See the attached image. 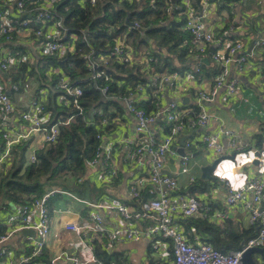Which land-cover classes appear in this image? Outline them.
Returning a JSON list of instances; mask_svg holds the SVG:
<instances>
[{
  "label": "built area",
  "instance_id": "obj_1",
  "mask_svg": "<svg viewBox=\"0 0 264 264\" xmlns=\"http://www.w3.org/2000/svg\"><path fill=\"white\" fill-rule=\"evenodd\" d=\"M62 1L64 0H0V171L4 166H9L15 146L28 143L39 134L41 139L33 146L28 160L36 163L37 152L57 144L62 137V128L70 127L78 117L85 114L83 89L74 84L62 67L50 70L48 83L51 87V77H58V103L65 110L71 111L66 116L59 115L53 123V113L48 110L47 99L50 87L44 86L36 91L28 109L19 115L9 94L11 88H17L10 87L5 76L17 74L20 66L27 63L33 65L43 57L56 56L65 62L64 58L68 54H75L80 37L72 33L70 28L64 27V18L57 11ZM91 3L96 4L97 0H91ZM166 5L165 14L170 19L177 20V23H183L181 29L189 33V40H185L182 45L189 48L191 58V66L185 73L152 71L150 64L154 62V57L144 50L134 51L126 35L119 36L109 54L102 55L99 59L102 66L109 65L113 60L131 67L136 63L146 67L147 73H142L147 74L149 84L138 86L128 96L126 93L109 96V85L97 87L103 99L118 101L128 119L134 121L133 135L124 136L119 142L109 143L111 133L99 134L97 138L101 141L100 146L87 166L97 173L102 184L108 186L120 173L114 149L116 146L124 148L122 160L131 171L129 193L140 203V208L130 209L114 197L106 196L98 202H92L65 190L54 189L23 207L19 223L0 238V264H28L32 259L42 257L49 247L52 232L50 200L56 195H69L92 209L90 222L66 225V229L78 235L82 242L93 235H104L112 243L146 238L154 253L160 256L164 253L162 241L172 240V264H243V254L247 250L264 249L262 179H254L240 187L226 183V204L234 207L243 205L251 224L259 226L258 235L249 240L240 251L222 253L210 244L191 242L173 224L174 219L198 214L201 204L196 196L178 192V179L165 173L168 159L179 157V174L187 175L190 173L191 160L188 152L201 150L208 158H219L225 154L219 135L210 132L211 123L217 118L209 111L208 106L215 103L222 93L225 101L240 94V76L250 67V54L246 52L242 40L233 39V26L223 25L219 31L213 28L212 15L220 7L215 0H200L199 7L194 6L193 0H166ZM239 5H230L232 16ZM174 12L179 14L173 16ZM168 23L166 20L160 22L161 25ZM133 27L139 29L140 25L133 23ZM82 38L85 41L86 36ZM257 45L264 51V38ZM211 48H214L213 52H210ZM83 58L87 62L90 79L97 83L103 75L98 71V64L91 54L84 55ZM206 59L217 69L215 77L206 76ZM144 101L154 102V106L141 107L139 102ZM97 114L100 127L111 132L124 122L120 109H112L109 114L113 115L106 116L102 110H98ZM27 125L29 129L26 128ZM190 132L193 135L190 136ZM221 134L225 137L232 136V132L226 129H222ZM183 136H187V140L184 146H180ZM235 140L232 138V146H236ZM105 141H108L107 144ZM181 148L184 149V155L178 153ZM250 154L251 152L246 155ZM145 193L151 196L147 201H144ZM102 210L116 211L126 222L156 219V223L145 230L133 225L108 229L100 215ZM207 211L205 217L208 216ZM24 230L36 233L35 237L27 235L22 238L23 243H27L26 246L32 249V253L17 257L7 244L17 234L22 236ZM65 256L74 264H82L78 258L67 253L52 258L51 264L61 263ZM90 264L103 263L92 257Z\"/></svg>",
  "mask_w": 264,
  "mask_h": 264
},
{
  "label": "trees",
  "instance_id": "obj_2",
  "mask_svg": "<svg viewBox=\"0 0 264 264\" xmlns=\"http://www.w3.org/2000/svg\"><path fill=\"white\" fill-rule=\"evenodd\" d=\"M193 1L194 6L200 4V0ZM215 1L220 6V10L230 12V5L241 4L244 0ZM166 6V0H97L96 4H92L91 0H64L57 7L58 13L64 18V27L70 28L72 33H76L80 37L76 43L77 51L75 54H68L64 58L65 62L57 59L56 56L43 57L39 63L31 66L30 74L36 81L42 83L41 88H43V83L45 84V81L49 80L47 75L50 70L53 67H62L74 84L83 89L82 103L85 114L78 117L70 127L62 128V137L57 144L49 149L39 150L36 163H31L27 159L28 143L13 148L9 166H4L0 171V238L8 234L9 230L19 223L18 221L12 227L7 226L4 222L5 214L13 213L15 210L20 213L23 207L54 189L65 190L80 198L90 197L95 202L100 198L97 194L107 195L106 192L110 185H102L101 191H98L93 184L89 187V181L80 182L82 178L86 177L88 163L93 159L100 146L101 141L97 136L111 133V130L100 127L98 110L103 109L107 116L110 108L118 107L123 113L119 102L108 98L103 99L97 87L103 88L109 85V96L114 97V95L125 93L128 96L131 92H135L138 86L148 85L149 80L144 64L136 63L131 67L112 60L109 65L102 66L99 59L102 55L109 54L119 36L126 35L128 43L134 51L137 52L143 48L142 50L150 52L154 57V62L150 64L152 71L168 74L185 73L191 66V58L189 48L182 47V45L185 40H189V33L181 29L183 23H177V20H172L165 14ZM178 14L179 12H174L173 16ZM162 20L169 21V23L161 25ZM130 23H138L140 28H134ZM85 36L84 41L82 37ZM87 54L92 55L93 60L98 64V71L103 74L97 83L90 79L87 62L83 58ZM209 67L205 64L206 76L215 77L217 69L213 67L209 72ZM142 71L146 73H142ZM13 79L20 82L24 78L19 74L16 77L13 76ZM51 79V93L47 99L48 110L53 113L51 121L53 123L56 117L66 116L71 110H65L59 105L60 91L56 87L58 77L53 76ZM14 90L16 89L11 88V95L15 93ZM153 104L154 102L150 101L139 102L141 107H152ZM121 177L123 178V175H119V178ZM119 178L114 179L115 186L120 183ZM206 183L200 181V184ZM197 189V186H193L189 189V194L194 195ZM150 198L151 196L145 193L144 201ZM130 203L134 209H139L141 206L136 201ZM188 222L189 224L186 226L188 231L195 226L203 233L201 227L207 226L201 219H189ZM256 234L254 230H251V235L246 241L243 240V237H238L237 234L230 235L231 237L220 241V243L217 242V239L214 240L215 243L212 239L200 241L210 244L216 250H220V246H227L226 251L223 252L230 253V251H240L249 240L256 237ZM18 236L21 235L17 234L15 237ZM20 238L17 240L20 244H7L9 250L14 251L16 255H20V251H24L23 254L32 253V249L30 250V247L25 243H21ZM21 245L25 246L22 250H20ZM106 245V237L98 235L94 252L99 261L103 264L124 262L120 261L117 254H111L106 249ZM37 262L51 264L47 251L42 257L34 258L28 264Z\"/></svg>",
  "mask_w": 264,
  "mask_h": 264
},
{
  "label": "crops",
  "instance_id": "obj_3",
  "mask_svg": "<svg viewBox=\"0 0 264 264\" xmlns=\"http://www.w3.org/2000/svg\"><path fill=\"white\" fill-rule=\"evenodd\" d=\"M212 25L215 31H219L223 25L233 26V39H240L245 43L246 52L250 54V67L240 76L242 89L236 98L225 101L224 93H222L215 103L208 106L209 111L217 118L212 121L210 132L219 135L221 143L225 148V154L222 158L219 157L221 160L214 169L212 174L213 178L211 180L202 179L201 168L213 163L218 158H208L204 154V151L196 150L188 152L191 154V159H194L192 174H179V157L173 156L168 159L165 173L178 179L180 188L178 192L183 195L189 194V189L197 186L198 189L195 190L196 193L194 196L200 200L201 204V211L198 214L189 218L174 219L173 224L183 231L186 238L191 242L202 239L210 241L212 239L213 243H215L214 240L217 239V242L220 243V241L231 237L230 235L232 234H237L238 237H243V240L246 241L251 235V230L257 233L256 236L258 235L259 226L251 224L250 216L243 205L234 207L226 204L225 188L228 182L234 187H240L254 179L264 180V51L257 45V42L264 38V0H244L237 7L234 16L228 10H220L218 8L212 15ZM39 61L40 59L36 62L39 63ZM207 65L210 66L209 72H211L213 68L211 65L213 64L210 65L208 63ZM31 66V63L24 64L19 67L17 74L5 75L7 81H12V85H15L17 88L14 90L15 93L13 95L10 94V91L9 94L13 98L19 115L28 109L33 96L42 85L40 81H36L31 76ZM19 74L24 79L23 81L17 82L13 79V76L16 77ZM26 78H28L29 82L24 84ZM43 86L50 87L48 80L45 81V84L43 83ZM50 90L51 87L48 89L49 93ZM112 109L120 108L112 107L109 113ZM100 110L103 111V109ZM120 116L124 122L119 127L113 129L108 138L109 143L119 142L124 136L133 135L134 121L128 119V116L124 112ZM26 128L29 129V126L27 125ZM222 129L231 131L232 136H223L221 134ZM189 134L190 136L193 135L192 132ZM232 138L236 139V146L231 145ZM40 139V135L38 134L28 142V160L33 146ZM107 142L105 141V144ZM123 150L124 148L120 146H116L114 149V158L118 163L119 175H123V178H119L118 176L120 183L116 186L113 183L110 186L108 185L109 188L106 193L111 197L120 199L130 209H134L130 206V202L135 200L130 195L128 188L131 171L122 160L121 153H124ZM249 152L251 154L246 155ZM256 152L262 154L261 159L256 158ZM257 160L260 161V164L256 163ZM192 178H194L193 182L191 181ZM81 180H83L82 182H85V180L89 181V187L93 184L95 185L94 188L98 191H101L102 185H104L101 183L97 173L91 169H88L86 177ZM200 181L207 183L200 184ZM103 194H97L100 197L97 202L107 196ZM77 197L80 198L79 196ZM82 199L95 202L86 196ZM49 207L52 227L49 247L46 250L49 255V260L51 261L52 258L67 253L69 256L78 258L82 264H90L92 257H96L94 247L96 237L98 236L93 235L85 242H82L78 235L66 229V225L68 223L83 224L90 222L92 209L69 195H57L53 197L50 200ZM208 208L209 210L207 211ZM206 211L207 217H205ZM100 215L108 229L117 227L126 228L133 225L145 230L149 225H155L156 223V219L145 222H136L134 220L126 222L116 211L102 210L100 211ZM20 218L19 211L15 210L13 213L5 214L4 222L7 226L12 227L14 223L20 221ZM189 219L203 220L207 224V226L201 227L203 228V233L195 226L188 231L186 226L189 224ZM19 238L21 243H23L22 236H18L10 240L8 244H20L17 241ZM106 240V249L111 254H117L120 261L123 260L125 264H172V240L162 241L164 244V253L160 256L154 253L151 243L146 238L127 243H112L107 238ZM23 248L25 246L21 245L20 250ZM226 248L227 246H220V250L218 251L224 253L223 251H226ZM12 252L15 254L14 251ZM20 252V255H15L17 257L22 256V252L24 251ZM254 258L258 264H264V259L261 254H255ZM59 264L74 263L69 261L65 256Z\"/></svg>",
  "mask_w": 264,
  "mask_h": 264
},
{
  "label": "water",
  "instance_id": "obj_4",
  "mask_svg": "<svg viewBox=\"0 0 264 264\" xmlns=\"http://www.w3.org/2000/svg\"><path fill=\"white\" fill-rule=\"evenodd\" d=\"M131 26H133L132 23H130ZM214 51V48H211L210 52H213ZM205 63H209V60L206 59L205 60ZM188 99H186L187 101ZM187 140V137L186 136H183L181 137L180 139V145L181 146H184L185 142ZM178 153L180 155H184L185 152H184V149H179L178 150ZM199 154V153H198ZM256 157H258L259 159L262 158V154L260 152H256L255 153ZM222 158V157H221ZM221 158H218L216 160H214L213 163L207 165V166H204L201 168V171H202V179L204 180H211L213 177H212V174L214 172V169L216 168L217 164L220 162ZM257 164H260V161L257 160L256 161ZM22 235L23 236H27V235H30V236H33L35 237L36 236V233L35 231L33 230H24L22 232ZM255 254H261L262 256H264V249H261V248H251L249 250H247L244 254H243V264H258V262L255 260L254 258V255Z\"/></svg>",
  "mask_w": 264,
  "mask_h": 264
},
{
  "label": "rangeland",
  "instance_id": "obj_5",
  "mask_svg": "<svg viewBox=\"0 0 264 264\" xmlns=\"http://www.w3.org/2000/svg\"><path fill=\"white\" fill-rule=\"evenodd\" d=\"M141 49H143V48H141ZM140 49V50H141ZM144 49H146V48H144ZM262 49V48H261ZM263 50V49H262ZM29 82V80H28V78H26L25 79V81H24V84H26V83H28ZM8 83H9V85H10V87H12V81H8ZM212 156V155H211ZM195 163H196V160H195ZM193 165H194V159H191L190 160V163H189V167H190V173L192 174V170H193ZM197 169V168H196ZM195 169V170H196Z\"/></svg>",
  "mask_w": 264,
  "mask_h": 264
}]
</instances>
